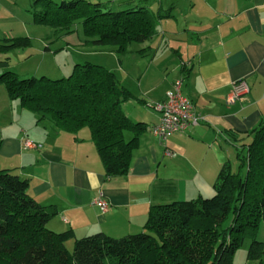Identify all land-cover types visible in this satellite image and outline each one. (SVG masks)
Here are the masks:
<instances>
[{"label":"crops","instance_id":"obj_1","mask_svg":"<svg viewBox=\"0 0 264 264\" xmlns=\"http://www.w3.org/2000/svg\"><path fill=\"white\" fill-rule=\"evenodd\" d=\"M156 5L153 12L169 18L157 26L156 41L144 45L152 62L170 61L177 75L170 81L156 69L159 82L143 85L140 79L133 92L143 102L125 104L134 122L149 126L126 176L106 178L89 129L75 137L39 121L17 100L0 97V170L28 180L31 197L57 212L48 223L55 232L121 239L144 231L152 206L213 192L222 165L236 154L232 137L241 138L264 118V0H158ZM177 80L183 81L197 122L162 142L151 132L160 115L145 103L164 101ZM242 80L249 94L228 105L233 83ZM26 141L36 147H25ZM101 195L107 211L94 203Z\"/></svg>","mask_w":264,"mask_h":264},{"label":"trees","instance_id":"obj_2","mask_svg":"<svg viewBox=\"0 0 264 264\" xmlns=\"http://www.w3.org/2000/svg\"><path fill=\"white\" fill-rule=\"evenodd\" d=\"M143 2L35 0L34 22L65 34L73 33L80 23L84 45L108 48L122 63L132 44L149 43L160 22L169 18ZM115 4L118 11H114ZM30 45L29 37L5 38L0 41V52ZM138 53L150 55L146 48ZM0 69L5 70L0 84L9 98L19 100L39 121L47 120L75 137L83 129L90 130L106 178L129 173L149 126L126 114V103L143 100L114 71L84 63L77 64L66 78H20L11 70L9 58L0 60ZM166 100L167 94L162 102ZM162 102H146L145 106L156 112L150 105ZM128 134L132 135L129 140ZM240 137H232L238 172L226 161L213 185L212 198L154 205L144 231L121 239L105 233L77 238L72 230H51L48 223L57 212L31 197L28 180L0 170V264H232L247 237L253 239L248 264H264V243L257 237L264 224V118ZM72 239L75 246L70 251L67 243Z\"/></svg>","mask_w":264,"mask_h":264},{"label":"rangeland","instance_id":"obj_3","mask_svg":"<svg viewBox=\"0 0 264 264\" xmlns=\"http://www.w3.org/2000/svg\"><path fill=\"white\" fill-rule=\"evenodd\" d=\"M34 1L35 0H0V32H3V34L0 35V41L5 38L21 37H29L31 40V45L26 48L14 49L8 53L0 52V60L9 58L11 70H14L20 78H39L42 76H46L50 79L66 78L72 74L77 64L92 63L102 65L114 71L121 83L137 94L135 90L138 89V80L141 79L143 85L149 84L150 82H159V79L153 77V75H156L154 71L158 70L163 78L169 79L170 81L177 75V72L174 71L175 67L170 64V61L165 60L163 64L158 65L152 62L151 54L141 56L138 51L145 48L144 44H132L129 47V52L121 58L122 63H119L118 55L114 52H110L108 48H97L84 45L86 38L80 23L75 26V31L71 34H65L64 32L55 33L52 28L34 22ZM55 1L61 3L63 0ZM89 1L97 3L101 1L107 2L109 0ZM143 3L148 4L147 6L153 11V8L157 6L156 3H158V0H144ZM113 8L114 11H118V4H115ZM23 17L27 19L30 18V20L27 21ZM156 37L149 43L155 42ZM162 51L164 50L158 53L161 54ZM4 71L5 70L0 69V74ZM5 95L9 98L6 87L0 84L1 99H3ZM14 102L21 104L19 100ZM2 103L4 105L7 104L5 101H2ZM125 109L128 110V108ZM86 131H88V129ZM131 137V134L127 135L128 140ZM231 163L233 172H238L236 154L233 156ZM214 195L215 192L213 191L206 193V195L202 197L207 199L212 198ZM192 199H198V197H190L188 200ZM48 227L50 228L49 224ZM141 232L143 231H139V233ZM257 237L259 241L264 243V224L261 225ZM252 242L253 239L247 237L244 245L236 252L232 264H248V253ZM74 246L75 239L67 243V247L70 251L74 250ZM3 262H5V259ZM255 264L259 263L257 262Z\"/></svg>","mask_w":264,"mask_h":264},{"label":"built area","instance_id":"obj_4","mask_svg":"<svg viewBox=\"0 0 264 264\" xmlns=\"http://www.w3.org/2000/svg\"><path fill=\"white\" fill-rule=\"evenodd\" d=\"M183 81L178 80L174 89L167 93V100L162 103L150 105L161 115L160 123L152 128L153 134L162 142H167L173 135L185 131L193 122H197L193 114L192 103L183 96ZM250 92V87L246 81H237L233 83L232 90L227 98V104L233 105L237 101H242ZM25 147L35 148L36 144L32 141H26ZM170 155V152H168ZM94 203L102 210L107 211L109 203L99 196Z\"/></svg>","mask_w":264,"mask_h":264}]
</instances>
